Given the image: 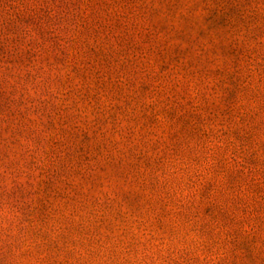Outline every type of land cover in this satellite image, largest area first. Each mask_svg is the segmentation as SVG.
<instances>
[{"label": "clouds", "instance_id": "clouds-1", "mask_svg": "<svg viewBox=\"0 0 264 264\" xmlns=\"http://www.w3.org/2000/svg\"><path fill=\"white\" fill-rule=\"evenodd\" d=\"M0 91V264H264V0H0Z\"/></svg>", "mask_w": 264, "mask_h": 264}, {"label": "rangeland", "instance_id": "rangeland-1", "mask_svg": "<svg viewBox=\"0 0 264 264\" xmlns=\"http://www.w3.org/2000/svg\"><path fill=\"white\" fill-rule=\"evenodd\" d=\"M88 54L91 57L99 58L100 55H101V52L98 49H91V50H89ZM62 62H63V58L62 57H55L54 58V63L60 64ZM72 70H73L74 73L79 74L82 77L86 76V74H87L86 68H83V67H81L79 65H74ZM2 107H3V93H2V91H0V108H2ZM49 123H51V122H49ZM126 199L129 200V203H134L135 202V197H126Z\"/></svg>", "mask_w": 264, "mask_h": 264}]
</instances>
